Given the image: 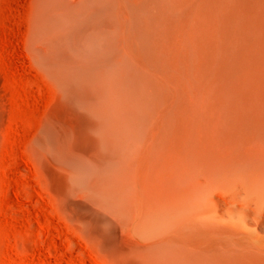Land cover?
I'll return each instance as SVG.
<instances>
[{"label":"bare ground","instance_id":"bare-ground-1","mask_svg":"<svg viewBox=\"0 0 264 264\" xmlns=\"http://www.w3.org/2000/svg\"><path fill=\"white\" fill-rule=\"evenodd\" d=\"M29 1L87 149L45 144L99 233L134 264H264V0Z\"/></svg>","mask_w":264,"mask_h":264},{"label":"rangeland","instance_id":"rangeland-1","mask_svg":"<svg viewBox=\"0 0 264 264\" xmlns=\"http://www.w3.org/2000/svg\"><path fill=\"white\" fill-rule=\"evenodd\" d=\"M30 9L29 0L0 5V264H134L122 257L133 241L109 244L49 155L50 131L77 151L87 146L81 120L30 50Z\"/></svg>","mask_w":264,"mask_h":264}]
</instances>
